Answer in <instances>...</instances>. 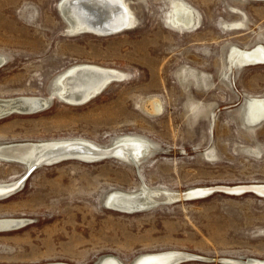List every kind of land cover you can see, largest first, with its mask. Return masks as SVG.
Here are the masks:
<instances>
[{
    "label": "rangeland",
    "instance_id": "374dc122",
    "mask_svg": "<svg viewBox=\"0 0 264 264\" xmlns=\"http://www.w3.org/2000/svg\"><path fill=\"white\" fill-rule=\"evenodd\" d=\"M62 1L0 0V56L6 60L0 99L50 101L42 112L0 119V145L85 139L111 148L117 138L132 135L156 148L148 146L141 162L132 164L112 156L92 163L70 158L29 176L22 164L0 162V184L25 177L0 201V220L27 221L0 233V264H95L112 256L131 264L168 251L199 258L182 264L264 261V197L254 192L161 201L133 214L105 206L110 194L134 193L142 185L185 194L264 184V124H242L247 99L264 97V65L234 70L232 81L221 72L229 45L251 48L257 34L264 36V2L180 0L201 22L196 30H178L169 21L176 0H125L134 27L101 36L69 32L57 8ZM231 8L247 15L245 32L225 29L240 18ZM84 64L126 78L88 103L69 105L54 94V82ZM183 69L210 76L214 86L183 87ZM154 99L161 113L150 112ZM190 101L210 110L192 121ZM210 150L215 159L207 157Z\"/></svg>",
    "mask_w": 264,
    "mask_h": 264
},
{
    "label": "bare ground",
    "instance_id": "6f19581e",
    "mask_svg": "<svg viewBox=\"0 0 264 264\" xmlns=\"http://www.w3.org/2000/svg\"><path fill=\"white\" fill-rule=\"evenodd\" d=\"M72 1L78 2V4H73ZM79 1L82 0H63L60 3L61 12L68 20L67 25L69 26V32L71 33H87L105 36V33L109 30H115L114 33L106 35L112 36L128 31L135 25V17L130 11L125 0H100L98 3L92 4L91 6L83 4ZM248 1L264 2V0ZM231 10L233 12H238L240 14V18L235 22L225 23V29L236 33L245 32L249 26L247 15L236 8H231ZM169 21L173 28H177L178 30H196L201 22L195 11L180 0H176L173 3ZM84 30H86V32H81ZM256 36V44L251 48L247 47L248 45L245 48L240 47L237 44L229 45L228 51L225 57L222 59L221 64V72L224 79L232 81L231 79L233 78L231 77L230 73H234V70L239 72L240 70L247 67L264 65V36L262 34H257ZM5 61V58L0 56V68L5 64ZM68 75H72L70 80L66 79ZM125 78L126 74L121 73L118 70L84 64L73 67L58 77L54 82L56 86V90L54 89V94H58L62 98V101L69 105H78L75 102L82 100L93 91L95 92L96 89L107 83L110 85L111 83L117 82L118 80H125ZM179 78L183 87H187V84L190 82H192L198 88L201 86H214L210 76L204 73H198L193 69H183L179 73ZM47 101V98L41 97L17 98L9 100L0 99V119L6 118L12 114H27V111L38 110L40 107H42V105H45ZM150 105V112L152 114H158L159 112H162V104L158 99L152 100ZM187 107L191 112L192 121L200 118L206 110L207 112L210 110V107H207L203 104H196L194 101H190ZM43 110H39L35 113L42 112ZM210 116L211 118L214 117V112H212ZM213 124L211 122V129ZM242 124L247 129L257 128L264 124V97L247 99L245 110L242 112ZM150 145L151 144L147 138L132 135L117 138L111 148L102 147L85 139L47 141L35 144H8L0 145V162L17 163L21 161L23 162V167L26 168L27 173L30 167L47 159L49 154L55 155L59 152L61 153L68 150L72 152L80 151V156L85 162L88 163L103 159L102 157L105 154H112L116 155L117 160L132 164L133 162H141V157L145 155V152ZM154 147L156 148V145ZM207 157L209 159H215V150H210L207 153ZM93 159L98 160L95 161ZM23 179H25V177H23ZM23 179L21 181L18 180L11 183H1L0 201L8 198L10 195H13L17 189L21 188L23 184L21 182ZM217 191H223L230 195H242L243 193L250 191L264 197V184L238 185L233 187L223 186L216 188L199 187L192 188L185 194H182L181 192V194H177V191L153 190L148 188L146 185H142L140 189L134 193L121 191L110 194L109 197H106V204L109 205V203L112 201L114 206L120 208L129 205L143 204L147 208L145 211H149L156 208L161 203V201L172 203L180 199H199L207 197ZM161 197H164L165 200H161ZM26 224L27 221L24 219H1L0 233L20 229L26 226ZM178 252L179 251H168L150 255L146 254L138 257L131 264H176V262L179 261V264H182L194 259H199L198 256L194 257L189 253L187 254ZM222 261L224 264H264V261L255 259H225ZM95 264L125 263L119 262L113 257H105Z\"/></svg>",
    "mask_w": 264,
    "mask_h": 264
},
{
    "label": "water",
    "instance_id": "95a60500",
    "mask_svg": "<svg viewBox=\"0 0 264 264\" xmlns=\"http://www.w3.org/2000/svg\"><path fill=\"white\" fill-rule=\"evenodd\" d=\"M100 0H97V1H94V0H82V1H79L83 4H87L88 6H91L92 4H96L98 3ZM73 4H78V2H74L72 1ZM60 6V5H59ZM57 6L58 10L60 11L61 13V16L63 17V19L65 20V22L68 24V20L66 19V17L64 16V14H62L61 12V9L60 7ZM86 6V5H85ZM81 32H86V30L84 31H81ZM115 30H109L108 32L105 33V36L106 35H110L112 33H114ZM75 72H78V71H75ZM74 74V73H73ZM70 78H72V75H68L66 77V79L70 80ZM65 79V80H66ZM109 83L103 85L102 87L98 88V89H94L95 92L93 91L91 94L87 95L86 97H84L82 100L78 101V102H75L77 103L78 105H83L85 103H88L89 101H91L93 98L97 97L98 95H100L107 87H108ZM58 98L62 99L58 94H55ZM54 95V96H55ZM49 100L46 102L45 105H42V107H40L38 110H30V111H27V114H33L39 110H43L45 108L48 107L49 105ZM50 155V154H49ZM47 156L48 158L41 161L40 163L36 164V165H33L32 167H30L27 171V176H29L34 170L40 168V167H43V166H51V165H55V164H58L62 161H65L67 159H70V158H76L78 160H81V161H84V159L80 156V151L78 152H72V151H63V152H59L58 154H53V155H50V156ZM108 156H112V157H116V155H112V154H105L103 155L102 158H106ZM81 157V158H80ZM101 157V156H99ZM93 160H98V159H93ZM19 164H22L23 165V162L19 161L17 162ZM105 205V204H104ZM107 208H111L115 211H118V212H121V213H125V214H133V213H138V212H143L145 211L147 208L143 205V204H136V205H129V206H126V207H116L114 206L113 202L111 201V203H109V205H105ZM179 253V252H178ZM150 255V254H149ZM113 257V256H112ZM114 259H117V261L121 262L118 258H115L113 257ZM180 262V261H179ZM179 262H176V264H179ZM221 263L224 264V262L221 260Z\"/></svg>",
    "mask_w": 264,
    "mask_h": 264
}]
</instances>
